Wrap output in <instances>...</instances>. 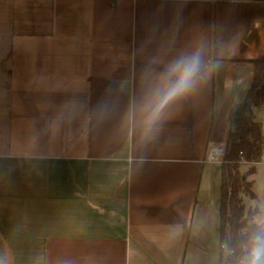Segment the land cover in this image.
<instances>
[{
	"label": "crops",
	"instance_id": "crops-1",
	"mask_svg": "<svg viewBox=\"0 0 264 264\" xmlns=\"http://www.w3.org/2000/svg\"><path fill=\"white\" fill-rule=\"evenodd\" d=\"M194 51L204 80L145 132L154 82ZM263 56L259 0H0V262L219 264L205 159Z\"/></svg>",
	"mask_w": 264,
	"mask_h": 264
},
{
	"label": "trees",
	"instance_id": "trees-1",
	"mask_svg": "<svg viewBox=\"0 0 264 264\" xmlns=\"http://www.w3.org/2000/svg\"><path fill=\"white\" fill-rule=\"evenodd\" d=\"M263 1L264 0H259ZM255 73L252 85L243 103L231 114V126L225 138L226 153L221 165L220 198V258L219 264H228L226 255L229 244L236 247L239 237L248 228L250 214L256 207L247 208L243 194L257 197L253 190L256 162L264 151V130L255 120L254 109L264 104V56L253 60ZM243 161L250 162L247 172L242 173Z\"/></svg>",
	"mask_w": 264,
	"mask_h": 264
},
{
	"label": "clouds",
	"instance_id": "clouds-1",
	"mask_svg": "<svg viewBox=\"0 0 264 264\" xmlns=\"http://www.w3.org/2000/svg\"><path fill=\"white\" fill-rule=\"evenodd\" d=\"M208 71L200 51L172 60L154 82L139 111L144 131H152L168 108L191 95ZM131 115L135 118L136 113ZM226 255L230 257L228 264H264V206L253 209L247 230L236 247L229 244Z\"/></svg>",
	"mask_w": 264,
	"mask_h": 264
},
{
	"label": "rangeland",
	"instance_id": "rangeland-1",
	"mask_svg": "<svg viewBox=\"0 0 264 264\" xmlns=\"http://www.w3.org/2000/svg\"><path fill=\"white\" fill-rule=\"evenodd\" d=\"M258 118L264 124V106L259 110ZM251 165L253 164L243 161L240 166V171L242 173L247 172ZM249 178L254 180L253 190L256 192L257 197L253 198L248 194H243L246 207L264 206V154H262L260 161L256 162V172Z\"/></svg>",
	"mask_w": 264,
	"mask_h": 264
},
{
	"label": "built area",
	"instance_id": "built-area-1",
	"mask_svg": "<svg viewBox=\"0 0 264 264\" xmlns=\"http://www.w3.org/2000/svg\"><path fill=\"white\" fill-rule=\"evenodd\" d=\"M226 153V145L224 142L212 143L208 148L206 161L222 163Z\"/></svg>",
	"mask_w": 264,
	"mask_h": 264
}]
</instances>
